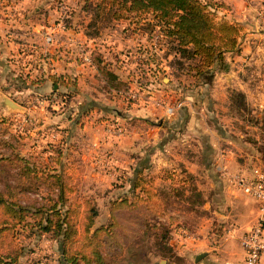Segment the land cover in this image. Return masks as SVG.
<instances>
[{
  "label": "rangeland",
  "instance_id": "1",
  "mask_svg": "<svg viewBox=\"0 0 264 264\" xmlns=\"http://www.w3.org/2000/svg\"><path fill=\"white\" fill-rule=\"evenodd\" d=\"M204 1L215 6L218 18L238 26L241 46L240 55L228 56L226 69L214 66L211 83L200 84L204 89L194 94L199 84L191 77L171 75L170 55L163 40L154 38L148 14L87 26L88 16L77 9L82 0H0V62L5 63L0 68V193L23 206L48 205L57 194L51 175L59 176L66 199L59 211L68 210L72 251L87 253L89 237V243H98L105 264H194L174 242L188 246L204 235L215 245L229 243L237 264H244L238 236L249 226L255 202L234 188L231 178L243 173L244 144L253 148L246 138L258 132L244 125V111L228 109V92L238 88L244 94L239 81L244 82L256 57L264 64V39H254L263 52L257 56L250 44L245 56L244 0ZM245 2L255 16L247 20L258 19L249 32L264 34V0ZM69 29L78 34L73 44ZM96 30L102 46H95V39L88 45L79 40L80 31L91 37ZM91 52L125 76L118 92L104 85ZM69 60L77 65L73 71L67 69ZM57 75L60 82L50 79ZM3 97L19 109L3 105ZM248 99L250 115L264 112ZM200 101L212 113L191 135L184 116ZM177 102L179 108L166 114L165 108ZM248 157L256 166L264 163L257 152ZM24 161L40 171L22 176ZM133 167L140 176L130 188ZM89 207L95 215L84 234ZM99 227L103 231L96 232ZM2 246L20 249L19 264H57L58 248L48 233L15 227L12 235H0Z\"/></svg>",
  "mask_w": 264,
  "mask_h": 264
},
{
  "label": "trees",
  "instance_id": "2",
  "mask_svg": "<svg viewBox=\"0 0 264 264\" xmlns=\"http://www.w3.org/2000/svg\"><path fill=\"white\" fill-rule=\"evenodd\" d=\"M212 7L210 2L204 0H82L80 10L88 16L87 26L96 21H119L126 20L129 16L150 15L153 28L158 29L170 55L167 66L171 75H186L195 84L208 85L213 78V68L217 66L218 70L226 69L225 54L237 50L239 36L238 26L218 18L214 12L215 6ZM94 33L97 35V30ZM84 35L93 37L86 32ZM92 53V63L101 74L104 85L118 92L122 82L105 66L99 53ZM59 78V75L50 77L56 82ZM61 83L65 85V82ZM228 109L244 111V125L257 129V137L252 136L246 140L252 144L260 159L264 160V112L261 111L258 116L250 115L244 94L234 89L228 92ZM23 163L20 165L22 176H35L40 171L33 163ZM132 174L130 188L136 187L140 176L139 170L135 168L132 169ZM51 178V186L56 189L57 194L54 199L49 198L48 205L23 206L16 199L0 193V213L3 216L0 219V235H12L15 227L37 235L48 233L58 248L57 264H105L98 243H89V237L84 244L87 253L70 249L74 230L68 220V210L63 213L59 211V206L66 201L64 184L55 174ZM93 215L95 212L89 207L84 234L92 225ZM98 230L103 231V228H97L96 232ZM2 247L5 248L0 249V264H19L20 249Z\"/></svg>",
  "mask_w": 264,
  "mask_h": 264
},
{
  "label": "crops",
  "instance_id": "3",
  "mask_svg": "<svg viewBox=\"0 0 264 264\" xmlns=\"http://www.w3.org/2000/svg\"><path fill=\"white\" fill-rule=\"evenodd\" d=\"M4 8H7V7H4ZM77 9L79 10L80 7H77ZM231 11H232V9H231ZM252 11H254V9L249 4H247L244 0V55L245 56H246V54H248V53H246L249 50L248 45L251 44L250 46L255 47L256 44H254V43H256L257 41H255L254 39H256V40L264 39V34L261 33L260 31L249 32V29L252 28V25H255V26L257 25L256 23L258 20L257 18L251 19L249 21L247 20V18H246L247 15H248V17L250 16L251 18L255 17L254 12L251 14ZM7 15L9 16V13H6L5 16H7ZM255 20H256V22H255ZM33 23H35V22H33ZM72 24H74V22ZM67 32L70 34L68 40H69L70 44H73L74 38H75V36H78V34H77V32H75V29H69V30H67ZM18 34H20V33L18 32ZM79 34L81 36V39H79V40H81L82 43H85L86 45H88L94 39H95V41H94L95 46L99 45L100 42L102 41L101 38L99 39L100 32L96 36H93L91 38L86 37L83 33H81V31ZM89 39H91V40H89ZM239 42L240 41L238 38L237 50L234 52L226 53L225 54V60L228 59L227 58L228 56H232L234 58V57H237L240 55L239 47L241 46V44H239ZM99 46H102V44ZM115 48H117V47H115V46L112 47V50ZM255 48H256L255 52H256L257 56H258V53L260 54L261 52H263V51H260V48L258 46H256ZM97 51L101 53V50L97 49ZM117 53H118V51H117ZM251 55L253 56V53H251ZM251 55H250V58H252ZM257 58L258 57H256V59L253 62L254 66L248 72V76L250 75V77H251V75H254L256 77L251 79L248 76L246 77V74H245L244 82L239 81L240 84L244 85V88H242V86L240 84H239V88H241V90L244 92V96L246 97V100H249L248 98H250V101H249L250 104L249 105L254 106L256 109L258 108V110H260L261 108H264V99H261V97H262L261 95L263 94L262 91H264V64L261 66V64H259V63H261V61H257ZM66 63H67L66 65L69 66L67 68L68 71L69 70L73 71L74 68L77 66L73 61H70V60L68 62L66 61ZM4 64L5 63L0 62V68L5 69ZM88 65H89V68H88L89 71L93 70L95 72V69L93 68V66L91 64H88ZM250 68H251V65H250ZM81 70L83 73L84 69H81ZM260 72H262V74H261L262 76L259 75ZM113 73L117 75V73L115 71H113ZM224 76H227V75L224 74ZM117 78L120 80H123L125 78V76L124 75L123 76L117 75ZM70 79H72V77ZM250 80H251V82H250ZM194 88L195 89L193 90V93L195 94V92H197L198 90H203L204 86L199 85V86H196ZM234 89L237 90L238 88H234ZM224 98L226 99V95L224 96ZM193 102L194 101L192 100V104H193ZM201 102L202 101L198 102L199 103L198 105L195 104L194 105L195 110L192 109L191 112L188 111L190 109H186V113L188 114V116L187 117L184 116V119H186L185 120V127L188 129V132L191 131V135H197V133L195 132V127H197V125H200L204 121L202 119L206 115L209 114L208 117H210V115L212 113V110L207 111V109L204 107V105L202 106ZM177 118H179L178 115L175 119H177ZM189 129H190V131H189ZM165 144H167V141L165 142ZM133 150H136V147H132V151ZM251 153H256V151L253 148L248 147L246 144H244V171H243L244 174L249 173L250 169L252 168V167L250 168L251 162L254 163V165L256 163L254 161V159H251L250 157H248V155ZM256 159H257V157H256ZM151 162H152V160L148 161L149 164H151ZM258 164L264 165V163L262 164V162H258ZM239 167H241V166H239ZM241 169L242 168H239L238 171H242ZM252 211H253V209L251 208V213H252ZM227 233L229 235H232L233 230H230V232L228 231ZM242 233H239L238 243L240 245L241 260L243 261L244 252H243V248L241 245ZM200 234H203L202 231H200ZM208 239L205 240L204 235L202 237H196L195 240L192 241V243H190V245H188V246L187 245L186 246H181V245L179 246L178 244H182V242H180V241L174 242V243L177 244L175 248L177 249L179 254L183 255L185 259H189V258L193 259L194 264H237L238 263L236 257H234L235 254L232 253V251L229 247L230 246L229 243H227V244L218 243L215 245V243H211V241H209ZM180 264H184V263L182 262ZM260 264H264V260H262V262Z\"/></svg>",
  "mask_w": 264,
  "mask_h": 264
},
{
  "label": "built area",
  "instance_id": "4",
  "mask_svg": "<svg viewBox=\"0 0 264 264\" xmlns=\"http://www.w3.org/2000/svg\"><path fill=\"white\" fill-rule=\"evenodd\" d=\"M152 34L155 39L162 40L156 27ZM44 39L47 42L51 41L49 34H44ZM83 58L89 61L90 55H85ZM180 105L181 103L177 102L173 107L167 106L166 114L171 115L173 108H179ZM231 183L255 202V213L241 235V245L244 252L243 263L260 264L264 260V165H254L247 174L237 172L231 178Z\"/></svg>",
  "mask_w": 264,
  "mask_h": 264
},
{
  "label": "water",
  "instance_id": "5",
  "mask_svg": "<svg viewBox=\"0 0 264 264\" xmlns=\"http://www.w3.org/2000/svg\"><path fill=\"white\" fill-rule=\"evenodd\" d=\"M1 103L10 109H19V106L10 99L3 97ZM158 264H163V261H159Z\"/></svg>",
  "mask_w": 264,
  "mask_h": 264
}]
</instances>
